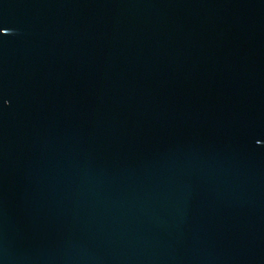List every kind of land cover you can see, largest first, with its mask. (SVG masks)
I'll return each instance as SVG.
<instances>
[{
    "label": "water",
    "instance_id": "95a60500",
    "mask_svg": "<svg viewBox=\"0 0 264 264\" xmlns=\"http://www.w3.org/2000/svg\"><path fill=\"white\" fill-rule=\"evenodd\" d=\"M0 264H264V0H0Z\"/></svg>",
    "mask_w": 264,
    "mask_h": 264
},
{
    "label": "snow or ice",
    "instance_id": "6c2138e0",
    "mask_svg": "<svg viewBox=\"0 0 264 264\" xmlns=\"http://www.w3.org/2000/svg\"><path fill=\"white\" fill-rule=\"evenodd\" d=\"M8 32L5 28H0V36H4V35H7Z\"/></svg>",
    "mask_w": 264,
    "mask_h": 264
}]
</instances>
